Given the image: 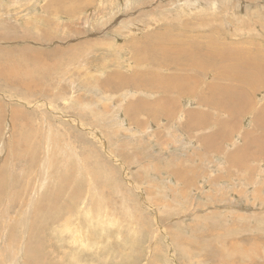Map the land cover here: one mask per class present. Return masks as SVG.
Instances as JSON below:
<instances>
[{"label": "rangeland", "instance_id": "rangeland-1", "mask_svg": "<svg viewBox=\"0 0 264 264\" xmlns=\"http://www.w3.org/2000/svg\"><path fill=\"white\" fill-rule=\"evenodd\" d=\"M51 1L0 0V264H264V83L224 110L222 44L264 55V0ZM170 26L160 67L132 37ZM159 72L165 100L125 82Z\"/></svg>", "mask_w": 264, "mask_h": 264}, {"label": "bare ground", "instance_id": "bare-ground-1", "mask_svg": "<svg viewBox=\"0 0 264 264\" xmlns=\"http://www.w3.org/2000/svg\"><path fill=\"white\" fill-rule=\"evenodd\" d=\"M63 1V0H62ZM68 1V0H67ZM74 1H76V0H73V3H71V4H74ZM78 1V0H77ZM82 1V0H81ZM89 1V0H88ZM51 2H53V3H55L56 1H51ZM72 2V1H71ZM90 2V1H89ZM68 3V2H67ZM64 4H65V1H64ZM71 4H70V6H71ZM48 5V4H47ZM51 5V4H50ZM54 5V4H53ZM69 5V4H68ZM69 6V7H70ZM73 6V5H72ZM49 7V6H48ZM48 7H46V8H48ZM64 7V6H63ZM66 7H67V5H66ZM197 7V6H196ZM51 9H52V7H50ZM56 8V7H55ZM49 9V8H48ZM50 10V9H49ZM57 10V9H56ZM62 10V9H61ZM60 10V11H61ZM71 10V9H70ZM51 11V10H50ZM56 12H58V11H56ZM55 13V12H54ZM56 14V13H55ZM59 15V14H58ZM181 19V18H180ZM179 20V19H178ZM54 22V21H53ZM183 24V23H182ZM181 24V25H182ZM167 26V25H166ZM185 26L187 27V25L185 24ZM189 26V25H188ZM165 27V26H164ZM189 28V27H188ZM47 29V28H46ZM45 29V30H46ZM175 29V27H172V26H170V27H167V28H165V29H153V30H148V31H151V32H149V33H146L145 32V34H143L142 36H138L137 35V37H132V40L133 41H135V43L136 44H138V43H142V44H147V43H149V42H151V41H153V40H155V41H157V44L155 45V46H153V47H146V51L145 52H147V53H152L153 51H156V52H163V55H162V57L163 58H160V59H157V61H155V64L157 63V65H159L160 67H162V66H171V65H178V64H180L181 63V57H182V55H183V53L182 52H185V50L186 49H191V46H187V43H189V40H187L186 38H182V39H172L171 41H169V42H162V43H159V41L161 40V38H160V34L163 32V31H165V30H174ZM180 29V28H179ZM194 29V28H193ZM182 30V29H181ZM181 30H180V32L179 33H181ZM190 30H192V28L190 29ZM147 31V32H148ZM184 32V31H183ZM29 33V32H28ZM213 33H215V32H213ZM30 34V33H29ZM32 35V34H31ZM165 34H162V36H164ZM161 36V37H162ZM167 40V39H166ZM177 41V42H176ZM214 41H216V38H215V40ZM45 42V41H44ZM47 42V41H46ZM132 42V41H131ZM175 42L176 43H178V45H176L175 44ZM223 42V41H222ZM134 43V44H135ZM196 43V42H195ZM30 44V43H29ZM48 44V43H47ZM223 45H224V48H226V49H230V53H233L232 54V57H231V60L230 59H228V60H230L231 62H230V64H228V66H226V67H224V74H223V77H230L231 75L233 76V78H232V81L234 80V79H237L236 80V82H237V84H239L238 86H230V87H228L227 89H225L224 90V95H225V97H226V103H225V107H223V109L224 110H226V111H233V109L234 108H239V110L240 111H243L244 109H245V107L247 106V101L244 103V101H243V95H244V93H245V90H244V88L242 87V84H246V85H248V86H255V85H259V84H261V83H264V69L262 68V66L264 65V55H263V53L262 52H259V53H255V52H251V51H248V50H246V49H244V48H241V49H239V50H237V49H235V50H233V49H231L228 45H226V44H224V43H222ZM29 46V45H28ZM133 46V45H132ZM41 47V46H40ZM134 47V46H133ZM58 50V49H57ZM136 51H137V49H135ZM190 51V50H189ZM56 52V51H55ZM60 52V51H59ZM221 53H222V55H223V57L224 56H226V57H224L226 60H227V52H226V50H222L221 51ZM135 54H136V63L137 64H143V63H145V61H144V58L142 57V55L144 56V57H146V54L144 53V54H137L136 52H135ZM148 55V54H147ZM185 55L186 56H189V54H187L186 52H185ZM210 55V54H209ZM160 57V56H159ZM72 58V57H71ZM158 58V57H157ZM201 59V58H200ZM78 62V61H77ZM188 63V62H187ZM52 64V63H51ZM72 64V63H71ZM85 64V63H84ZM105 64V63H104ZM121 64V63H120ZM82 65V64H81ZM122 65V64H121ZM149 65H151V64H149ZM189 65V64H188ZM123 66V65H122ZM66 67V66H65ZM104 67H105V65H104ZM207 67V66H206ZM206 67H203V68H206ZM67 68V67H66ZM165 67H163V69H164ZM186 68V67H185ZM128 69V68H127ZM162 69V70H163ZM179 70H183L182 68H178ZM187 69V68H186ZM15 70H16V67H14V66H10V65H8V63L7 64H3V63H0V77H3V78H8L9 76H11V74H13V72H15ZM68 70H70V69H68ZM126 70V69H125ZM64 71V70H63ZM120 72H121V70H119ZM21 72V71H20ZM125 72V71H124ZM126 72H127V70H126ZM128 72H130V71H128ZM133 72V71H132ZM150 72H152V71H150ZM64 73H66L67 74V72H64ZM110 74V76H111V73H109ZM121 74V73H120ZM119 74V75H120ZM142 74V73H141ZM22 75H23V73H22ZM62 75V74H61ZM134 75H138V74H133V76ZM122 78H123V80H124V76L121 74L120 75ZM120 77V78H121ZM25 78V77H24ZM134 79L138 82V83H136L134 80H133V78L132 77H128L127 78V80L125 81L126 82V84L128 85L129 84V86H132V88L131 89H133V90H136L135 88L137 87V86H141V91L142 90H144V91H146V92H148V91H154V92H157L160 96H161V98L162 99H164L165 100V94H166V92H167V90H168V84H167V82H166V80H167V77L165 78V75H163V74H160V72L159 73H150V75L148 76V77H142V76H135L134 77ZM4 80H6V79H4ZM42 80V79H41ZM71 81V80H70ZM119 81H121L120 79H119ZM17 82V81H16ZM43 82V81H42ZM73 82V81H72ZM81 82V84H84V83H82V81H80ZM234 82V81H233ZM18 83V82H17ZM23 83H27V80H26V78L25 79H23ZM40 83V82H39ZM123 83V82H122ZM121 83V84H122ZM22 84V83H21ZM44 84V83H43ZM79 84V83H78ZM77 84V85H78ZM123 84H125V83H123ZM11 85V84H10ZM27 85V84H26ZM30 85V84H29ZM118 85H119V83H118ZM70 86H73V85H70ZM36 87V86H35ZM39 87V86H38ZM126 87H128V86H126ZM125 87V88H126ZM216 87H218V85H216L213 89H215ZM130 88V87H129ZM128 88V89H129ZM140 88V87H139ZM188 88H189V91L191 90V88L190 87H187L186 89H184V90H188ZM63 89V88H62ZM85 89V88H84ZM120 89V88H119ZM138 89V88H137ZM139 90V89H138ZM137 90V91H138ZM182 90H183V88H182ZM240 90H242V91H240ZM78 91V90H77ZM114 91H116L117 92V90H114ZM215 91L217 92L218 90L217 89H215ZM135 92V91H134ZM61 93V92H60ZM142 93H143V91H142ZM158 95V96H159ZM61 96H62V94H61ZM66 96V95H65ZM72 96V95H71ZM205 96H206V94H204V99H205ZM212 96H216V97H218L217 96V94H215V95H212ZM53 97V96H52ZM209 98H211V95H209L208 96ZM64 98V97H63ZM62 98V99H63ZM207 99V98H206ZM205 99V100H206ZM212 99V98H211ZM217 99V98H216ZM65 100H67V99H65ZM73 100V99H72ZM164 100L162 101V103H164ZM201 100V99H200ZM215 101V100H214ZM45 102V101H44ZM51 103V102H50ZM64 103V102H63ZM236 104H237V107H236ZM51 106H53L52 104H50ZM45 106V105H44ZM49 106V105H48ZM252 106V105H251ZM50 107V106H49ZM163 107V106H162ZM250 107V106H249ZM51 108V107H50ZM247 108V107H246ZM163 110V109H162ZM21 111V110H20ZM52 111V110H51ZM55 111V110H54ZM53 112V111H52ZM24 113V112H23ZM43 113V112H42ZM55 113V112H54ZM165 113V112H164ZM15 114H16V112H15ZM14 114V115H15ZM27 115V114H26ZM42 116H43V114H42ZM255 116V118H257V119H259V122L258 123H256V124H264V119H263V114H255L254 115ZM74 117V116H73ZM190 117H191V115L189 116V119H188V124L189 125H192V124H190L189 122L191 121V119H190ZM59 118V117H58ZM57 119V118H56ZM47 120V119H46ZM83 122V121H82ZM67 123H68V121H67ZM196 124V123H195ZM253 127H255V128H257V126L256 125H254ZM90 129V128H89ZM59 130V129H58ZM233 131V130H232ZM252 132H254V129L253 128H250L249 130H247V137L248 138H251V133ZM91 135V134H90ZM221 135V134H220ZM62 137V136H61ZM223 137V136H222ZM63 138V137H62ZM58 139V138H57ZM218 139V138H217ZM57 141V140H56ZM60 141V140H59ZM48 144V143H47ZM60 144V143H59ZM260 146V145H259ZM71 147H74V146H72L71 145ZM70 147V148H71ZM82 147V146H81ZM62 148V147H61ZM72 150H74V149H72ZM263 150V149H262ZM256 151H258V150H256ZM69 153V152H68ZM238 153H239V150H236V152L232 155V157L234 158V159H236L237 160V155H238ZM243 153H241V155H242ZM258 156V155H257ZM245 157V156H244ZM51 158V157H50ZM78 158V157H77ZM79 159V158H78ZM233 159V160H234ZM53 160V159H52ZM236 160H235V162H236ZM65 161V160H64ZM49 162V161H48ZM51 162V161H50ZM45 163V162H44ZM46 163H47V161H46ZM49 164V163H48ZM54 164V163H53ZM236 164V163H235ZM237 164H238V162H237ZM236 164V165H237ZM46 165V164H45ZM74 165V164H73ZM38 166H39V164H38ZM49 167V166H48ZM71 168V167H70ZM86 169V168H85ZM35 171V170H34ZM41 171V170H40ZM85 172H87V170L85 171ZM65 173V172H64ZM69 173V172H68ZM37 174V173H36ZM64 176V175H63ZM65 177V176H64ZM68 177H70V176H68ZM61 179V178H60ZM65 179V178H64ZM75 181V180H74ZM61 184V183H60ZM68 186V185H67ZM68 188V187H67ZM75 189H76V187H75ZM107 189V188H106ZM52 190V189H51ZM82 192V191H81ZM116 193V192H115ZM52 194L53 195H55L56 197H60V188L59 187H55V189L52 191ZM88 194V193H87ZM43 195H45V194H43ZM81 196H82V194H81ZM20 198V197H19ZM39 198V197H38ZM45 198V197H44ZM37 201V200H36ZM17 202V201H16ZM15 202V203H16ZM38 202V201H37ZM102 202V201H101ZM83 203V202H82ZM72 204V203H71ZM93 204V203H92ZM17 205V204H16ZM33 208V207H32ZM43 208V207H42ZM68 208V206H62V208H61V210L63 209H67ZM74 210V209H73ZM57 211V210H56ZM70 211V210H69ZM96 212V211H95ZM36 213V212H35ZM63 213V212H62ZM53 214H54V212H53ZM61 214V213H60ZM65 214V213H64ZM86 214H87V212H86ZM71 215H72V213H71ZM92 215V214H91ZM33 216V215H32ZM57 216V215H56ZM36 217V216H35ZM63 217V216H62ZM68 217V216H67ZM34 218V217H33ZM66 218V217H65ZM71 218V217H70ZM56 219H57V217H56ZM98 219V218H97ZM64 220V219H63ZM66 220V219H65ZM91 220V219H90ZM100 220V219H99ZM98 220V221H99ZM98 221H97V223H98ZM61 222V221H60ZM60 222H57V223H59L60 224ZM63 222V221H62ZM34 223V222H33ZM32 223V224H33ZM50 223V222H49ZM31 224V223H30ZM30 224H29V226H30ZM63 224V223H62ZM62 224H60V225H62ZM70 224H72V220H71V223H69V225ZM35 225V224H34ZM54 226V225H53ZM90 226V225H89ZM98 226V225H97ZM74 227V226H73ZM78 227V226H77ZM80 227V226H79ZM92 228H93V226H91ZM65 228H66V226H65ZM71 228V227H70ZM69 228V229H70ZM28 229V228H27ZM38 229V228H37ZM80 229V228H79ZM82 229V228H81ZM86 229V228H85ZM89 229V228H88ZM29 230V229H28ZM40 231H41V229H40ZM69 230H68V228L66 229V231L65 232H68ZM72 231V230H71ZM75 231V230H74ZM79 231V230H78ZM82 231H85V230H82ZM87 231V230H86ZM28 232V231H27ZM37 231H35V233H36ZM63 232V231H62ZM64 232V233H65ZM70 232V231H69ZM69 232L68 233H66V235H68L69 234ZM108 232V231H107ZM74 233V232H73ZM56 234V233H55ZM77 234V233H76ZM86 234H88V232L86 233ZM82 235V234H81ZM40 236V235H39ZM58 236V235H57ZM57 236H55L56 237V239H57ZM63 236V235H62ZM84 236H86L85 235V233H84ZM66 237V236H65ZM90 237H91V235H90ZM67 238V237H66ZM86 238V237H85ZM87 238H88V236H87ZM86 238V239H87ZM93 238V237H92ZM37 239H39V238H37ZM56 239H55V241H56ZM59 239V238H58ZM65 239V238H64ZM79 239V238H78ZM65 240H67V239H65ZM87 240H90V238L89 239H87ZM39 241V240H38ZM59 241V240H58ZM77 241V240H76ZM79 241V240H78ZM83 241V240H82ZM156 241V240H155ZM36 242V241H35ZM57 242V241H56ZM62 242V241H61ZM60 242V243H61ZM66 242V241H65ZM75 242V241H74ZM96 242H98V241H96ZM107 242V241H106ZM40 243V242H39ZM78 243H80V242H78ZM84 243V242H83ZM86 243V242H85ZM160 243V242H159ZM62 244H65V243H62ZM68 244V243H67ZM73 244V243H72ZM82 244V243H81ZM80 244V245H81ZM69 245V244H68ZM75 245V244H74ZM78 245V244H77ZM88 245V244H87ZM86 244H85V246H87ZM71 246H73V245H70V247ZM84 246V247H85ZM94 246V245H93ZM96 246V245H95ZM88 247V246H87ZM86 247V248H87ZM65 248H67V247H65ZM81 248H82V245H81ZM95 248V247H94ZM100 248V247H99ZM34 249H35V247H34ZM70 249V248H69ZM72 249V248H71ZM71 249H70V251H71ZM79 249V248H78ZM78 249H77V251H78ZM83 250H84V248H82ZM82 249H80V250H82ZM88 249H89V247H88ZM91 249V248H90ZM36 250V249H35ZM44 250V249H43ZM42 250V251H43ZM97 250V249H96ZM61 251V250H60ZM64 251V250H63ZM65 251H66V249H65ZM98 251H99V249H98ZM44 252H46V251H44ZM76 252V251H75ZM86 252V251H85ZM105 252V251H104ZM145 252V251H144ZM38 253V252H37ZM66 253V252H65ZM68 253V252H67ZM102 253V252H101ZM124 253V252H123ZM129 253V252H128ZM40 254V253H39ZM47 254V253H46ZM75 254V253H74ZM67 255V254H66ZM70 255V254H69ZM69 255H67V256H69ZM45 256V255H44ZM64 256H65V254H64ZM76 256H77V254H76ZM102 256V255H101ZM130 256H133V254L132 255H130ZM35 257V256H34ZM80 257V256H79ZM82 257V256H81ZM40 258V257H39ZM77 258V257H76ZM36 259H37V257H36ZM68 259H69V257H68ZM71 259H72V257H71ZM73 259H75V258H73ZM79 259V258H78ZM63 261V260H62ZM65 261V260H64ZM63 261V262H64ZM69 261H70V259H69ZM52 262V261H51ZM81 262V261H80ZM70 263H72V262H70ZM82 263H84V262H82ZM73 264V263H72ZM76 264V263H75Z\"/></svg>", "mask_w": 264, "mask_h": 264}]
</instances>
